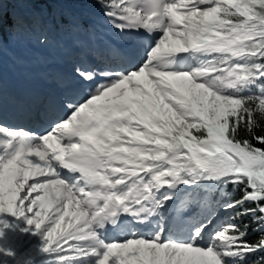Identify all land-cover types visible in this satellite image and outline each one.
<instances>
[{
    "label": "snow or ice",
    "instance_id": "obj_1",
    "mask_svg": "<svg viewBox=\"0 0 264 264\" xmlns=\"http://www.w3.org/2000/svg\"><path fill=\"white\" fill-rule=\"evenodd\" d=\"M96 3L137 52L74 64L35 133L0 124V214L41 232L50 264H244L264 252V0ZM182 54L199 67L174 70ZM229 184L241 196L221 204ZM221 207L240 211L220 218Z\"/></svg>",
    "mask_w": 264,
    "mask_h": 264
},
{
    "label": "rangeland",
    "instance_id": "obj_2",
    "mask_svg": "<svg viewBox=\"0 0 264 264\" xmlns=\"http://www.w3.org/2000/svg\"><path fill=\"white\" fill-rule=\"evenodd\" d=\"M26 10L25 6L21 7L22 14L19 19H23L30 29L31 19L28 17ZM84 20V28L87 32L84 31L78 35L56 39L49 31V34L54 37V40L50 43L51 56L59 55L62 51L65 54L73 52V50L80 51L79 49H83V46L92 42L94 36H103V34L117 35V30L108 24L103 14L97 15L92 19L84 18ZM105 30H108V33H104L106 32ZM7 33L10 34V38H6ZM0 34H2V50L4 51H11L13 46L24 40L36 41V36L38 35V33L27 32L18 36L14 34L10 25L5 23L3 31L0 30ZM125 38L130 37L126 36ZM77 40L80 41L79 44H77ZM186 56L185 61L179 58L173 61L174 70L190 71L192 68L199 67V55L194 58L195 61L188 54ZM224 213H226L225 210L219 212V217L224 218ZM0 219L6 222V226L0 225V228L3 229V234L0 235V264H50V253L44 252L42 248L44 240L41 232L33 231L31 226L27 225L24 217L0 214ZM73 264H81V262H73Z\"/></svg>",
    "mask_w": 264,
    "mask_h": 264
},
{
    "label": "trees",
    "instance_id": "obj_3",
    "mask_svg": "<svg viewBox=\"0 0 264 264\" xmlns=\"http://www.w3.org/2000/svg\"><path fill=\"white\" fill-rule=\"evenodd\" d=\"M6 3L4 6L6 10L4 23L6 25H10L11 21L20 18L22 14L21 7L25 6L27 8V15L31 19L30 32L39 34L42 30L48 29L56 39L77 35L71 31L72 22H76L84 27V18L92 19L102 14L96 0H6ZM6 37L10 38V34L7 33ZM253 91L255 92L256 90L254 89ZM256 131L260 133L262 129L258 127ZM245 135L247 133L242 129L241 136ZM224 191L228 195L219 197L217 194L221 204L229 200L239 199L241 196L239 187L234 188L231 184ZM250 206L248 204L245 205V207ZM223 210L222 207L219 208L218 213ZM238 211L240 209L226 211L224 218L228 217L231 212ZM236 223L240 224L241 227L244 224L249 225L248 236L246 237L249 241H255L262 234V231H264H253V229L258 227V224L253 221L251 216H244L238 219ZM253 261L264 264V252L249 255L244 264H253Z\"/></svg>",
    "mask_w": 264,
    "mask_h": 264
},
{
    "label": "bare ground",
    "instance_id": "obj_4",
    "mask_svg": "<svg viewBox=\"0 0 264 264\" xmlns=\"http://www.w3.org/2000/svg\"><path fill=\"white\" fill-rule=\"evenodd\" d=\"M108 30H105V31L107 32ZM117 35L127 36V35H124V34L118 32V31H117ZM183 55L186 56L187 54H183ZM198 55L199 54H196L195 58H197ZM194 61H195V59H194ZM197 63H198V60H197ZM173 65H174V62H173ZM173 65H172V67H173ZM0 111H1V113L3 115V124H5L4 126H9V127H13V128H25V129L32 130L33 132H34V130L36 131V129L39 127V121L37 120V115H38L39 112H36L35 114H29L28 110H26V111H24V110H16L15 111L16 112L15 118L11 119L10 114L13 113L14 111L10 112V110L7 109L3 105L1 106Z\"/></svg>",
    "mask_w": 264,
    "mask_h": 264
}]
</instances>
